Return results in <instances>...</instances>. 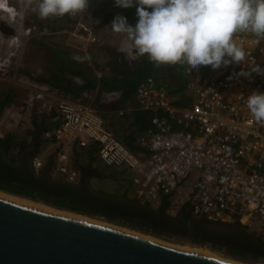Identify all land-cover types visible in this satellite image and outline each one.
Instances as JSON below:
<instances>
[{
  "label": "built area",
  "instance_id": "1",
  "mask_svg": "<svg viewBox=\"0 0 264 264\" xmlns=\"http://www.w3.org/2000/svg\"><path fill=\"white\" fill-rule=\"evenodd\" d=\"M77 29L81 47L94 40L89 25L80 23ZM257 40L246 32L235 35L248 53L242 64L200 66L190 72L186 64L174 65L185 77L184 91H174L178 80L146 75L137 81L138 105L153 111L140 139L146 155L119 139L91 102L50 101L44 99L45 91L37 92L42 107L59 117L43 131L55 143L56 171L76 181L79 170L70 164V152L95 144L104 165L134 173L141 201L158 206L165 197L167 207L186 209L194 218H237L248 233L264 241V122H255L246 105L251 92H264V74L250 71L251 61L264 69V39ZM181 99L186 103L178 104ZM32 165L36 170L43 165L38 153Z\"/></svg>",
  "mask_w": 264,
  "mask_h": 264
},
{
  "label": "water",
  "instance_id": "2",
  "mask_svg": "<svg viewBox=\"0 0 264 264\" xmlns=\"http://www.w3.org/2000/svg\"><path fill=\"white\" fill-rule=\"evenodd\" d=\"M33 137L29 145L21 143L15 159L7 154L8 141L0 144V183L16 184L51 199L78 202L92 210L138 220L174 236L200 239L264 258V241L248 233L237 218H187L183 209L167 213L165 197L154 207L125 193L95 189L90 176L99 173L88 164L78 165L79 176L74 182L52 175L51 160L36 170L32 157L40 144L38 130ZM0 264L237 263L0 191Z\"/></svg>",
  "mask_w": 264,
  "mask_h": 264
},
{
  "label": "clouds",
  "instance_id": "3",
  "mask_svg": "<svg viewBox=\"0 0 264 264\" xmlns=\"http://www.w3.org/2000/svg\"><path fill=\"white\" fill-rule=\"evenodd\" d=\"M34 0H28L31 7ZM115 6H136L138 20L133 26L117 15L112 29L126 34L134 58L147 55L157 67L187 65L213 69L248 61L246 50L235 42L237 33L246 32L264 39V0H114ZM88 0H39L32 8L41 19L84 13ZM148 9H151L149 11ZM24 14L0 0V21L9 26L23 22ZM0 37H4L0 33ZM78 61L88 57H73ZM250 71L264 74L254 61ZM245 76L250 72H243ZM246 105L255 122H264V92H251Z\"/></svg>",
  "mask_w": 264,
  "mask_h": 264
},
{
  "label": "rangeland",
  "instance_id": "4",
  "mask_svg": "<svg viewBox=\"0 0 264 264\" xmlns=\"http://www.w3.org/2000/svg\"><path fill=\"white\" fill-rule=\"evenodd\" d=\"M109 1L110 0H88V8L86 12L70 15L72 20H67V18L64 16L62 18L49 17L47 19H41L39 15L32 10L39 0H34L31 7L28 6V0H10V5L21 11L25 17L22 23L18 21L17 23L13 24V27L7 25L3 21H0V33L4 35V37H0V96L9 87H14V90L16 91L13 101L6 106L7 109H3V111L0 112V119L3 118L1 114L6 112L13 104L17 105L20 107V110L24 111L23 113H21V111L20 114L17 112L14 113V117L19 119V125L16 128L12 127V137H19L23 132L22 130L24 129V125H22L21 121L24 122V113L29 112L26 111L27 101H25V99H27L28 95L25 94L26 91L29 92V89L33 86L34 82L37 83L38 81H42L38 77H47V75L49 76V73L51 74L52 72L56 71L61 75H66L73 79L72 75L68 73L67 68L57 71L56 65L59 63V58L54 56L53 50L50 48V46L60 49L61 51L63 50V52H65L66 55L70 57H88V59H84L86 62H88L85 63L87 66L90 65V68L102 69L100 71L105 72L110 71L109 66H107V53L111 48L118 49L122 56L127 60L134 56V52L132 50L125 49V54L121 52L124 48L116 46V40L122 42L124 39L126 40L128 38L126 34L119 35V33L112 29L111 23L114 18L111 17L103 19V17H105V15L109 14L110 12H115L118 10V13H123V10ZM130 21L131 19H127L128 23ZM80 23L89 25L92 31L91 36L93 35L94 37V40L89 42L85 47L80 46L81 36L77 29L80 27ZM114 38L116 40H114ZM159 77L160 80L163 79L161 76ZM170 77H172L174 82L176 80L174 77H176L178 80L177 75L173 74L170 75ZM92 95L94 96V93ZM37 105L39 108L42 107L41 103H37ZM35 109H37V106ZM13 150L14 149L11 146V155H14ZM115 169L117 171L125 172V168L115 167ZM51 173H53V171ZM133 175L134 173L131 172V174L128 176V181L130 184L135 186L133 182ZM119 188L120 186H117L116 188L107 187L106 183H103L101 186H99V189L103 191L117 194L119 192ZM16 196L27 198L39 203H45L52 207L63 210V208L56 207L37 198L22 195ZM130 197L136 196L132 194ZM137 198L139 197L137 196ZM139 200L141 199L139 198ZM152 206L157 207V205L153 204ZM173 209H175L174 206H166V212L170 214H175L180 210L179 208L178 211L174 212ZM65 211H68V209ZM73 211H76V214L125 227L170 244L187 245L192 248H205L220 257L243 264H264L263 257L258 260L251 258H239L230 254L223 246L214 248L210 245V243L190 242L180 236L171 235L170 233H157L153 228L138 227L135 225H132L133 227H131L129 226L131 224L116 218L105 217L102 215L86 213L77 210Z\"/></svg>",
  "mask_w": 264,
  "mask_h": 264
},
{
  "label": "crops",
  "instance_id": "5",
  "mask_svg": "<svg viewBox=\"0 0 264 264\" xmlns=\"http://www.w3.org/2000/svg\"><path fill=\"white\" fill-rule=\"evenodd\" d=\"M104 18L105 17H103V19ZM120 34L122 33H119V35ZM115 38L114 40H116ZM116 42V46L124 48L123 50L121 49V52L123 53L126 52L125 49L132 50L133 48L131 41L128 39H124L122 42L116 40ZM50 48L53 50L54 56L59 58V63L56 65L57 71L67 68L68 73L72 75L74 80L66 75L65 77L64 75L58 73L62 79H68L67 82L63 81L64 84L62 83V86L58 87L53 84L50 85L46 81H38L37 83L34 82L33 86L29 89V92L26 91L25 95H28V97L27 99H24L27 101L26 111L29 112H25L23 115L24 122L21 121V123L24 125V129L22 130L23 132L21 135L19 137H10L11 142H13L11 145L14 149L13 152L16 153L15 151H17L20 143L29 145L34 138V132L38 130V139L40 144L38 146L37 153L42 158L43 164L46 161L51 160V172L53 171L52 175L60 176L54 167L55 143L43 135V126L51 127L55 125L58 122L59 117L56 111H49L43 107L39 108V104L37 105V103H40L41 100L35 97L37 92L45 91V100L54 101L56 98H68L72 100L91 102L93 106L103 115L107 127L112 130L119 139L125 142V144L133 151L139 153L140 155H146L147 150L141 146L140 139L147 127L150 125L149 120L153 111H147L140 108L135 97V87L133 90L131 89V91H129L125 86L108 87L100 84V77L103 76H105L108 81L127 76V73H122L119 70V66L121 65L125 68H133L139 62L140 57L134 58V56H132L131 59L127 60L122 56L118 49L111 48L107 53V66H109L110 71L105 72L100 71L102 69L90 68V65L87 66L85 64L88 63L85 60L79 62L74 59L73 56L70 57L66 55L63 50L61 51L60 49L54 48L52 46H50ZM57 51H59L62 56H58L56 53ZM56 73V71L52 72L51 76ZM164 75L165 77L161 76V78H163L161 81H173L170 75H167L166 73ZM88 76H91L90 78H92L94 84L92 86L81 88L79 92H75L73 86L84 85L90 80ZM159 78L160 77L158 76V81H160ZM174 78L177 80L176 77ZM9 89L13 90L14 97L16 93L14 87L7 88L6 91L2 93V95L5 94ZM93 93L94 96L92 95ZM180 95L182 96V92ZM36 106L37 109H35ZM3 109H7V107L5 106ZM21 111L22 110H20V107L13 104L6 112L1 114L3 118L0 119V137H3L6 134H11L12 136V127L16 128L19 125V119L14 117V113L17 112L20 114ZM23 112L24 111L21 113ZM94 149H96L95 144H92L89 148L82 147L76 150L73 149L69 155L70 164L77 168L79 164H88L96 169L99 174L90 176V183L93 188L95 187V189H99V186H101L103 183H106L107 187L110 188H116L117 186H120L118 193H125L128 196L133 194L137 197L136 186L130 184L128 181V176L131 174V171L124 166L104 165V163H102V161H100L98 158L96 150ZM115 167L125 168V172L117 171Z\"/></svg>",
  "mask_w": 264,
  "mask_h": 264
},
{
  "label": "trees",
  "instance_id": "6",
  "mask_svg": "<svg viewBox=\"0 0 264 264\" xmlns=\"http://www.w3.org/2000/svg\"><path fill=\"white\" fill-rule=\"evenodd\" d=\"M109 2L115 4L114 0H110ZM119 8L121 10H123L122 14L118 13V10H117L115 12H110L109 14H107L104 19H107L110 17L115 18L117 15H120V16L126 17V19H131L129 24L135 25L137 20H138V17L136 15V6L134 5L132 7H127V8L119 7ZM148 10L151 11V9H148ZM64 17L67 18V20H72L70 15L66 14ZM56 53L58 56H62L59 51H57ZM119 70L122 73H127L128 75L123 76V77L118 78V79H114L112 81H108V79L105 76H103V77H100V84L103 86L104 85L108 86V87L125 86L127 88V90L131 91V89L132 90L134 89L137 80L145 77L146 75H154L156 78H158L157 75L163 76L166 73L167 75H173L174 74V75L178 76L179 85L174 88V91H177V92L178 91H184V89H185V78L181 76L182 74L180 71L177 72V69L173 66L163 65V66L157 67L153 62H151L148 59L147 55L140 57L139 62L133 68H125V67H122L120 65ZM90 77L91 76H88V78H90ZM164 77H165V75H164ZM38 78L42 81L48 82L50 85L53 84V85H56L58 87L62 86L63 81L67 82V80H68L65 78L62 79L58 75V73L54 74L53 76H51V74H50L48 77H38ZM93 84H94V81L92 80V78H90V80L87 83H85L84 85H74L73 89L75 90V92H79V90L81 88L92 86ZM12 100H13V90L9 89L5 94L0 96V112L2 111V109L5 106L10 104L12 102ZM177 103L178 104H185L186 102L184 99H181ZM43 128L45 130L48 127L43 126ZM10 137H12L11 134H6L3 137H0V144L4 143L5 141H8L9 146H11L13 144V142H11ZM94 150H96V149H94ZM11 159H13V158H11ZM0 190H4V191H7V192H10L13 194H17V195L37 198V199H40L44 202L52 204L56 207H64V208L71 209L69 211H72V212H76L73 210H77V211L85 210V211L92 213V214H100V215L105 216V217L119 219L123 222H127L128 224H131V225H129L131 227H133L132 225H135L138 227H148V228H153L154 231H156L157 233L165 232L168 234V232L164 231L161 228L151 227V226L147 225L146 223L138 221V220L123 219V218H120V217H117V216H114L111 214L92 210V209H90V208H88V207H86V206H84L78 202H71V201H66V200H61V199H51V198H48L42 194L33 193V192L29 191L28 189L20 188L16 184H5V183L1 182L0 183ZM183 211H184V214L187 218H194L186 209H183ZM257 238L259 240H262L260 237H257ZM184 239L187 241H190V242H194V243H205V241H202L200 239H186V238H184ZM210 245L214 248L220 247V245H217V244H210ZM225 249L230 254L237 256L239 258H251V259H256V260L262 258V257L256 256V255H251V254L245 253V252L238 250V249H231V248H225Z\"/></svg>",
  "mask_w": 264,
  "mask_h": 264
},
{
  "label": "bare ground",
  "instance_id": "7",
  "mask_svg": "<svg viewBox=\"0 0 264 264\" xmlns=\"http://www.w3.org/2000/svg\"><path fill=\"white\" fill-rule=\"evenodd\" d=\"M12 6V5H11ZM13 7V6H12ZM1 192H4V191H2V190H0ZM5 193H8V192H5ZM8 194H11V193H8ZM11 195H13V194H11ZM14 196H16V195H14ZM16 197H19V198H22V197H20V196H16ZM23 199H26V200H30V199H27V198H23ZM30 201H32V200H30ZM35 202V201H34ZM39 203V202H38ZM41 204H44V205H47V204H45V203H41ZM48 206H50V205H48ZM52 207V206H51ZM59 209V208H58ZM63 210H67V209H63ZM69 211V210H68ZM70 212H72V211H70ZM76 213V212H75ZM173 245H176V244H173ZM177 246H180V247H184V248H187V249H191V250H194V251H197V252H201V253H204V254H207V255H210V256H213V257H216V258H219V259H222V260H226V261H230V262H234V263H237V264H243V263H239V262H235V261H232V260H229V259H225V258H223V257H220V256H218V255H216V254H214V253H212V252H210L209 250H207V249H201V248H198V247H189V246H187V245H177Z\"/></svg>",
  "mask_w": 264,
  "mask_h": 264
},
{
  "label": "flooded vegetation",
  "instance_id": "8",
  "mask_svg": "<svg viewBox=\"0 0 264 264\" xmlns=\"http://www.w3.org/2000/svg\"><path fill=\"white\" fill-rule=\"evenodd\" d=\"M20 145H21V143L19 144V147H18L17 151H15L16 153H14V155H11V153H10V147H11V146L8 147L7 154H8V156H9L10 158L15 159V158L17 157L18 151H19V149H20ZM79 211L89 213V212H87V211H85V210H79ZM97 215H100V214H97Z\"/></svg>",
  "mask_w": 264,
  "mask_h": 264
}]
</instances>
